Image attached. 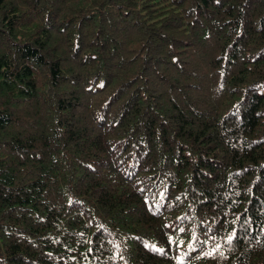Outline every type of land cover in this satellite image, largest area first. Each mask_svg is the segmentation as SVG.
<instances>
[{
	"label": "trees",
	"instance_id": "1",
	"mask_svg": "<svg viewBox=\"0 0 264 264\" xmlns=\"http://www.w3.org/2000/svg\"><path fill=\"white\" fill-rule=\"evenodd\" d=\"M0 264H264V0H0Z\"/></svg>",
	"mask_w": 264,
	"mask_h": 264
}]
</instances>
